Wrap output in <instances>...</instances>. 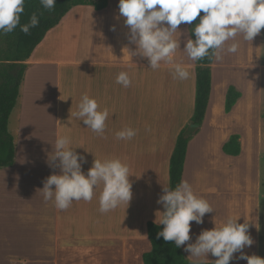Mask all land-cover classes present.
I'll use <instances>...</instances> for the list:
<instances>
[{"label":"crops","instance_id":"0c3cea01","mask_svg":"<svg viewBox=\"0 0 264 264\" xmlns=\"http://www.w3.org/2000/svg\"><path fill=\"white\" fill-rule=\"evenodd\" d=\"M124 19L119 16V0H108L101 9L94 4L76 5L24 61L28 67L9 119L15 163L0 167V264H11L13 257L15 264H144V254L152 249L148 223L155 222L158 210L164 211L157 203L158 188L169 180L179 134L191 125L197 61L183 49L186 40L193 38L190 25L181 24L175 34L181 47L174 62L189 71V78H175L174 66L166 62L150 68L147 58L134 54L136 46L129 40ZM236 40V53L225 52L211 64L206 115L187 147L182 180L214 209L205 214L203 224L192 222L191 243L215 226L214 217L217 226L229 216L240 217L242 223L245 211L238 205L250 198L257 212L253 230L260 239L264 29L252 42L242 35ZM120 72L128 73L129 87L116 83ZM231 87L241 96L227 110ZM85 94L97 100L100 110L109 111L102 134L75 115ZM126 127L135 129L136 135L117 139L116 133ZM234 135L241 143L237 155L224 151ZM58 136L69 137L70 146L86 157L85 173L94 156H135L124 160L132 174L129 206L121 204L101 213L103 185L95 189L91 201H73L66 210H58L54 200L45 201L40 190L44 180L60 173L48 163ZM148 156H155L154 160ZM151 162L157 171H165L164 177L158 172L157 186L154 181L149 185ZM205 259L206 264H214L216 257L209 254Z\"/></svg>","mask_w":264,"mask_h":264},{"label":"clouds","instance_id":"9594fccd","mask_svg":"<svg viewBox=\"0 0 264 264\" xmlns=\"http://www.w3.org/2000/svg\"><path fill=\"white\" fill-rule=\"evenodd\" d=\"M43 9L54 10L56 0H40ZM25 11V0H0V34L20 31L29 34L40 23V16L33 13L27 23L21 24ZM203 12V15H201ZM119 16L129 29V40L135 47L134 54L147 58L150 68L158 69L161 62L174 66L175 78L186 80L189 71L181 63L174 62L180 42L175 38L181 24L191 25L199 16L194 28L195 39H187L184 51L193 61L207 57L223 58V54L236 53L239 48L238 35L245 41H253L264 29V0H119ZM112 30H115L113 26ZM232 41V43H228ZM227 45V47H225ZM116 83L124 87L131 85L127 72H120ZM75 113L86 127L102 134L109 116L108 109H99L96 99L83 95ZM136 130L126 127L116 133V138L130 140ZM67 136H58L54 154L49 157L50 167H58L43 182L42 195L45 201L54 200L58 210L68 209L73 201H91L94 191L103 185L99 196V211L107 213L121 204L129 206L133 197L129 166L120 158L100 160L95 158L92 167L85 173L82 169L86 157L70 146ZM96 157V156H95ZM157 203L164 211H157L155 223L163 225L157 232L165 242L176 248L183 247L192 258V264H206L209 254L216 257L214 264H230L234 254L248 264H264V257L248 256L243 253L254 241L249 234L250 222L240 217L229 216L227 220L211 229L203 230L194 243L191 240L192 222L203 224L206 213L214 211L210 203L199 197L187 180H181L174 188L163 186ZM15 264V258H11Z\"/></svg>","mask_w":264,"mask_h":264},{"label":"trees","instance_id":"16d2710c","mask_svg":"<svg viewBox=\"0 0 264 264\" xmlns=\"http://www.w3.org/2000/svg\"><path fill=\"white\" fill-rule=\"evenodd\" d=\"M94 4L98 9L104 8L108 0L95 2L93 0H56L53 11L43 9L40 0H25V11L21 16V24L27 23L35 12L40 16V23L32 28L29 34L20 31V28L6 35L0 34V167L12 166L15 163L16 144L9 131V119L17 104L20 87L28 65L24 63L31 58L36 46L44 39L49 30L60 23L63 17L76 5ZM203 15V12H201ZM198 16L190 25V32L195 39L194 28L199 23ZM215 57H205L197 61L195 107L191 125L185 128L178 136L174 151L170 159L169 182L174 189L183 179L187 147L191 136L202 125L206 115L211 94L212 69L211 64ZM241 93L231 87L226 98V109L230 110ZM224 151L237 155L241 151L238 135H234L225 144ZM163 225L154 221L148 223V234L152 249L143 256L144 264H192L182 248H176L172 242H165L161 237L156 239L157 232Z\"/></svg>","mask_w":264,"mask_h":264},{"label":"rangeland","instance_id":"374dc122","mask_svg":"<svg viewBox=\"0 0 264 264\" xmlns=\"http://www.w3.org/2000/svg\"><path fill=\"white\" fill-rule=\"evenodd\" d=\"M95 2H101L102 0H93ZM168 115V114H167ZM177 115H173L172 119H176ZM95 157V156H94ZM128 157H132L134 158L135 156H96L95 158L100 159V160H104V159H110V158H120L123 162L126 158ZM155 156H148V160H150V158L152 160H154ZM262 164H263V179H262V185H261V214H260V239L257 237V231L253 230V227H255V223H256V216H257V212L254 211L253 208V204L251 203V198L243 203L242 205H238V207H242L245 211V216L243 217V221L244 220L250 222V226H249V234L251 235V237L253 238L254 243L249 247L246 246L242 251L243 253H245L248 256H260V257H264V135H263V149H262ZM153 163H148V175H149V185L152 183V181H154V186H157V182L160 178H158V172H160V174L162 175V177L165 176V171L164 170H159L157 171V167L154 165V167L152 166ZM165 180V179H163ZM156 183V184H155ZM163 186L169 187V180L166 181L165 183L162 181L161 183V189L158 188V193L162 194L163 191ZM255 202V199H254ZM238 213H239V209L237 208ZM259 239V240H258ZM258 250V251H257ZM240 256V252H237L234 254V258L230 261V264H248V261L245 259H238L237 257Z\"/></svg>","mask_w":264,"mask_h":264}]
</instances>
